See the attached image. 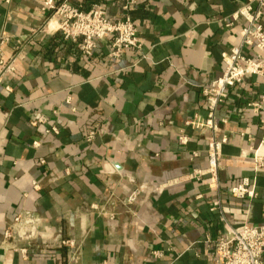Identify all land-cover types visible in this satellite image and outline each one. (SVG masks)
Returning <instances> with one entry per match:
<instances>
[{
  "label": "crops",
  "instance_id": "obj_1",
  "mask_svg": "<svg viewBox=\"0 0 264 264\" xmlns=\"http://www.w3.org/2000/svg\"><path fill=\"white\" fill-rule=\"evenodd\" d=\"M63 1L130 18L142 46L112 58L107 37L86 56L80 40L46 26L42 0H0L3 53L18 58L16 77L0 85V264H216L228 229L264 221V170L252 160L264 156V112L248 108L264 96V79L247 77L217 110L228 143L216 183L188 179L207 169L208 132L187 123L206 120L203 89L240 45L246 21L232 15L252 0H54ZM36 115L46 124L34 126ZM244 178L255 199L230 193ZM25 211L32 239H5Z\"/></svg>",
  "mask_w": 264,
  "mask_h": 264
},
{
  "label": "built area",
  "instance_id": "obj_2",
  "mask_svg": "<svg viewBox=\"0 0 264 264\" xmlns=\"http://www.w3.org/2000/svg\"><path fill=\"white\" fill-rule=\"evenodd\" d=\"M11 0H7L10 2ZM42 10L47 15L46 26L51 23L56 24V32L60 33L65 41H81L82 52L86 56H91L96 48V43L107 37H113L110 57L118 58L125 50H141V43L138 31L130 18L120 21L109 19L106 11L99 6H94L88 11H82L68 1L55 3L54 0H42ZM253 2L258 3V8L253 7ZM264 16V0H252L241 7L232 15L233 20L243 18L246 21V27L242 30V41L240 45L232 47L228 52L222 54V62L225 69L221 77L212 82L209 87L203 89V95L206 100L208 115L204 122H188L187 125L196 124L208 132L205 154L207 157V169L195 170L188 179L200 180L208 176L213 183L217 182L219 164L222 158L223 148L228 143V136L223 133L222 125L227 123L226 119L217 121L216 113L218 108L226 101L228 90L241 85L249 76L261 77L264 79V28L262 18ZM10 38L0 35V85L8 77L15 78L17 75V56L6 58L3 48L8 45ZM253 52V54H249ZM10 90L9 87H6ZM249 110L254 114L264 112V96L248 104ZM197 120V119H196ZM46 118L42 115H36L32 124L35 126L45 125ZM55 132L52 128L46 130V133ZM93 135L89 136L91 140ZM179 143L186 145L189 138L185 135L179 137ZM246 153L242 156L246 157ZM198 153L193 154V158L198 157ZM253 164L255 171L264 170V156L254 154ZM39 188L37 183H33V190ZM230 193L237 199L252 200L257 197V192L250 179L244 178L233 187ZM140 188L135 189L126 199L127 206L134 205L139 197ZM217 207L214 205L212 210ZM92 210L101 217L113 218L109 215L104 206L93 204ZM32 215L30 212L19 213L12 226L5 232L4 237L10 239H32L30 227L32 226ZM61 247H69L74 253L79 248L75 241L61 240ZM219 259L216 264H263L264 256V221L261 225L250 226L241 225L230 228L226 235L217 243ZM25 257L26 249L20 250ZM156 257L161 256L160 252H154Z\"/></svg>",
  "mask_w": 264,
  "mask_h": 264
}]
</instances>
